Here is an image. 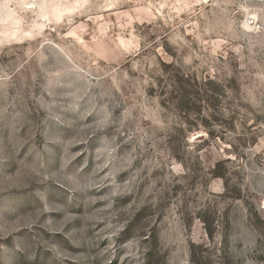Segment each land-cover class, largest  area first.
I'll list each match as a JSON object with an SVG mask.
<instances>
[{"label": "rangeland", "instance_id": "obj_1", "mask_svg": "<svg viewBox=\"0 0 264 264\" xmlns=\"http://www.w3.org/2000/svg\"><path fill=\"white\" fill-rule=\"evenodd\" d=\"M0 264H264V0H0Z\"/></svg>", "mask_w": 264, "mask_h": 264}]
</instances>
